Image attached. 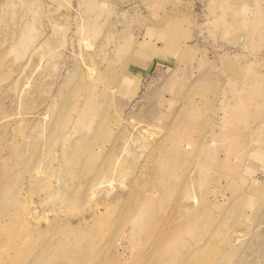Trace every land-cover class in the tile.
Instances as JSON below:
<instances>
[{"label": "rangeland", "instance_id": "1", "mask_svg": "<svg viewBox=\"0 0 264 264\" xmlns=\"http://www.w3.org/2000/svg\"><path fill=\"white\" fill-rule=\"evenodd\" d=\"M0 264H264V0H0Z\"/></svg>", "mask_w": 264, "mask_h": 264}, {"label": "bare ground", "instance_id": "2", "mask_svg": "<svg viewBox=\"0 0 264 264\" xmlns=\"http://www.w3.org/2000/svg\"><path fill=\"white\" fill-rule=\"evenodd\" d=\"M147 164H148V160L142 164V167H141L140 172H139L140 174H141V173L143 174V173L146 171V169H147V167H148ZM149 190H150L151 194H155L154 196H152V198H155L156 196H158V195L160 194V188H157L155 185H152V186L148 187V189H147V194H148ZM148 195H149V194H148ZM147 201H149V199H148L147 197L143 196L142 199H141L140 207L137 209V211H136V215H135L134 219H138V216L141 215V214H140V210H141V208H143V206H144L145 204H147V203H146ZM193 203H194L195 205L198 203L196 197L193 198ZM139 209H140V210H139ZM5 226H6V225L4 224V227H5ZM167 230H168V226H167V225H164L163 227H160L159 229L155 230L154 232H156V233H163V232H165V231H167ZM168 233H169V232H168Z\"/></svg>", "mask_w": 264, "mask_h": 264}]
</instances>
